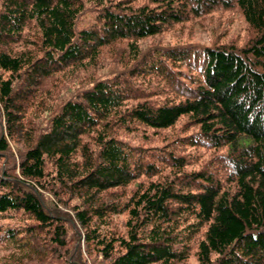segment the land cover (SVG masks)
<instances>
[{
  "label": "trees",
  "instance_id": "obj_1",
  "mask_svg": "<svg viewBox=\"0 0 264 264\" xmlns=\"http://www.w3.org/2000/svg\"><path fill=\"white\" fill-rule=\"evenodd\" d=\"M108 1L82 27L83 0H0V118L24 144L14 157L0 136V244L13 264H264V0ZM234 7L254 31L244 45L139 44ZM121 40L123 67L95 77ZM74 68L92 79L29 118L43 79ZM183 117L189 133L160 136ZM200 146L227 148L223 178L190 168Z\"/></svg>",
  "mask_w": 264,
  "mask_h": 264
},
{
  "label": "rangeland",
  "instance_id": "obj_2",
  "mask_svg": "<svg viewBox=\"0 0 264 264\" xmlns=\"http://www.w3.org/2000/svg\"><path fill=\"white\" fill-rule=\"evenodd\" d=\"M85 3V8L83 13L80 15L79 25L85 27L91 25V23L96 22L99 12H97V5L95 0H83ZM109 0L107 4H109ZM111 2V3H112ZM111 3L109 5H111ZM36 29L34 27L28 28L26 30L27 37L30 40L35 38ZM254 35V31L250 29L249 24L246 22L242 11L238 7L233 9H216L207 14L191 17L185 21L173 24L168 26L162 32L145 37L139 40V44L143 51L148 50L153 45H173L176 43H198L204 45H212L216 43H226L234 42L238 45H244L250 40ZM126 40H121L111 46H105L101 50L100 58L97 66L94 68L95 77L100 76H113L115 71L123 67L124 60V51H126ZM29 47H34V43L27 42ZM127 54V53H126ZM132 63V62H131ZM74 69H67L62 72H56L51 77L43 79V92L48 91V96H45L42 92L38 90L39 97L34 99L31 104H28L30 101H27L29 107V118H35V120L45 123L47 120L48 112L45 110L46 105H50V108H55L60 104V101L67 97L68 93L71 90L84 85L80 78L86 77L90 78L91 71H75ZM92 79V78H90ZM158 81V80H157ZM137 83H141L137 81ZM153 89L159 91L158 82H155V79L151 82ZM144 87L148 88L146 84H143ZM50 93L53 95L49 96ZM187 117L181 118L177 125L168 130H162L160 136L167 135L170 140L174 139L173 137L184 135L189 133L186 128H183L182 125L185 123ZM30 123L31 120H28ZM139 130V128H138ZM185 132V133H184ZM115 133L126 139L132 144H141V145H159L164 143L161 140L156 142L146 141L141 138L140 134L136 132H127L126 129L116 130ZM176 135V136H174ZM0 136H5L8 140L11 150L14 153V157L19 156V149L24 146L23 142L20 140L13 141L8 135V130L5 125L2 123L0 118ZM162 139V138H161ZM163 140V139H162ZM188 151L197 152L200 155V160L198 163L192 164L190 168H198L206 165L207 168H215L216 173L219 177L223 178L224 173L228 170V162L224 158V153L227 151L226 147H188ZM13 162V160H12ZM2 160L0 161V168L2 166ZM227 166V167H226ZM54 197V196H52ZM123 216H119L120 220ZM6 221V220H2ZM13 252L7 249L5 246L0 244V264H13L9 258V255ZM43 256V255H42ZM39 256V259L42 257ZM39 261V260H38ZM33 259L23 258L22 262L16 264H39ZM177 264H199L197 256L192 254L186 261L177 263Z\"/></svg>",
  "mask_w": 264,
  "mask_h": 264
}]
</instances>
